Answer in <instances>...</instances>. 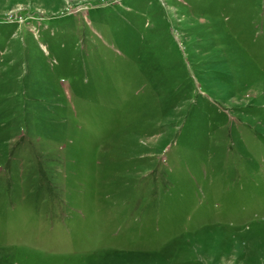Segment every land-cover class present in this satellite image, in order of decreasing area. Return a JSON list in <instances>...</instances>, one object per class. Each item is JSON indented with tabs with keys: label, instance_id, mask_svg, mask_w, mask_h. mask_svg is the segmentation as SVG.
<instances>
[{
	"label": "rangeland",
	"instance_id": "1",
	"mask_svg": "<svg viewBox=\"0 0 264 264\" xmlns=\"http://www.w3.org/2000/svg\"><path fill=\"white\" fill-rule=\"evenodd\" d=\"M0 264H264V0H0Z\"/></svg>",
	"mask_w": 264,
	"mask_h": 264
}]
</instances>
